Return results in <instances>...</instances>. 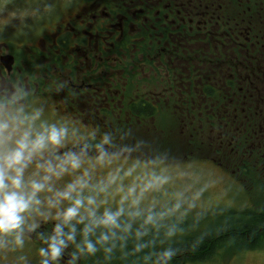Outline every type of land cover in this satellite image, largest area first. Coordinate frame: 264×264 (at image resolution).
I'll return each instance as SVG.
<instances>
[{"label": "flooded vegetation", "instance_id": "flooded-vegetation-1", "mask_svg": "<svg viewBox=\"0 0 264 264\" xmlns=\"http://www.w3.org/2000/svg\"><path fill=\"white\" fill-rule=\"evenodd\" d=\"M10 116L29 118L24 126L35 131L68 127L65 150L108 131L111 158L200 163L251 191L264 179V0H0V118ZM97 155L90 148L80 170L59 178L87 170L108 180L113 173L91 161ZM47 160L56 162L52 150L37 154L26 179H39ZM170 207L187 216L185 205ZM35 219L37 233H52L51 220ZM40 246L34 234L22 249L2 248L0 264H38ZM249 258L264 264V248L218 260Z\"/></svg>", "mask_w": 264, "mask_h": 264}, {"label": "clouds", "instance_id": "clouds-1", "mask_svg": "<svg viewBox=\"0 0 264 264\" xmlns=\"http://www.w3.org/2000/svg\"><path fill=\"white\" fill-rule=\"evenodd\" d=\"M28 119L15 116L0 118V144L4 145L0 151V249H22L26 239L37 234L41 239V246L37 249L38 264H61L70 244L75 245V250L70 253L71 259L67 264H78L83 257L95 256L101 249L105 253H111L115 247L114 244L108 246L115 235L112 229L119 227L117 221L124 215L125 209L123 206L117 207L115 211L106 208L99 214L96 196L85 194L90 183L87 170L68 182L63 190L56 192L57 200L47 197V210L43 207L45 201L41 198V193L52 191L50 181L53 176L59 178L69 169L74 172L80 170L81 157L87 155L90 148H94L98 153L97 159L103 161L110 155L106 146L112 145L113 134L106 131L94 144L84 143L78 150H65L63 145L69 137L68 127L52 123L42 125L41 130L35 131L32 123L24 126ZM35 119H38V114L31 117L32 121ZM93 140H96L95 136ZM45 150H52L56 162L47 160L40 163L38 166L44 169V174H37L39 179H26V171L35 162L34 158ZM116 179V176H110L108 183H115ZM128 193L134 196L136 188L130 186ZM127 199L128 196L122 197V201ZM133 203L138 201L134 200ZM58 204L61 206L53 213L51 209L57 208ZM176 207L180 208V205L177 204ZM189 207L195 205L190 204ZM37 215L45 222H53L51 234L37 233L41 227V223L35 219ZM86 219H90L91 224H85ZM151 220L152 217L149 216L145 222ZM81 224L84 225L81 230L82 239L77 241L76 226ZM97 228L107 231L101 230L97 236ZM166 235L170 238L175 232L169 231ZM202 239L196 238L191 246L198 247ZM144 247L146 245L137 244L134 252L139 253ZM177 254L178 249L168 246L161 251L149 252L144 260L145 264H173Z\"/></svg>", "mask_w": 264, "mask_h": 264}, {"label": "rangeland", "instance_id": "rangeland-1", "mask_svg": "<svg viewBox=\"0 0 264 264\" xmlns=\"http://www.w3.org/2000/svg\"><path fill=\"white\" fill-rule=\"evenodd\" d=\"M91 161L96 162L95 165L97 167L112 172L117 179L115 183L110 184L108 180L99 179L94 175H90L95 178L89 179V189L86 190L85 194L90 193L96 196L99 211L106 209L108 206H123L128 211L126 214L131 216V218L134 216L133 220L137 222L142 221L147 224L148 222L146 223L145 221H147V214L150 213V215H157L155 219L157 222L166 228H170L172 226L171 221H179L184 214L183 212L179 213L177 210H174L175 208L171 207L167 211V207L171 204L185 205L188 213L184 217V220L189 219V221H192L199 219V216L219 206L243 210L251 201V195L247 193L249 185L243 187L230 176L227 177L219 173L215 168L206 167L200 163L177 164L176 166L164 165L162 163L150 165L149 163L136 159H126L125 157L111 158L110 156L105 157L103 161L99 159H93ZM98 171L97 168V174L99 173ZM81 172L84 171L81 170ZM74 179H76V175L71 177L67 182L57 177L52 179L50 181L52 191L42 193L44 201L47 197L57 200L58 198L55 193L61 191L59 187H64ZM127 179H133L140 183V188L135 187L136 193L134 196L128 193L130 185L127 184ZM150 181H154L159 186H162L163 182L167 183L170 188H160L158 186L155 188V191L148 190L147 187ZM171 189L172 191H170ZM124 196H128V199L122 201V197ZM134 200L138 201V203H133ZM64 203L67 202L65 201ZM190 204H194L195 207L190 208ZM44 205H47V203H44ZM58 206L60 205L58 204ZM57 209L59 207L55 208L53 213ZM137 212H141L139 214L141 218L135 217ZM123 223L125 222L123 221ZM183 223L186 224V221ZM130 245L132 247L126 252L120 250L116 245L119 257L130 258L136 254L134 248L137 244ZM218 259L220 258L216 257L209 262L188 264H221V261ZM247 260L248 264H252L249 263L250 258ZM255 264L260 263L255 262Z\"/></svg>", "mask_w": 264, "mask_h": 264}, {"label": "trees", "instance_id": "trees-1", "mask_svg": "<svg viewBox=\"0 0 264 264\" xmlns=\"http://www.w3.org/2000/svg\"><path fill=\"white\" fill-rule=\"evenodd\" d=\"M247 193L251 195L250 207H244L243 210L232 207L213 209L199 216V219L192 220L194 222L182 218L179 221L172 220L170 228L157 222L155 220L157 215L150 213L147 216H151L152 220L147 224L133 220L134 216L118 219L119 227L112 229L115 235L108 245H115L113 251L105 253L101 249L95 256L84 257L79 264H145L146 254L161 251L163 247L168 246L178 249L173 264L203 263L216 257L220 258L227 252L239 255L248 249H263L264 179L254 184L252 190ZM139 214H135V217L141 218ZM184 221L186 224L183 223ZM85 224H91L90 219H86ZM82 227L78 228L77 241L82 239ZM101 230L107 231L97 228L95 235L98 236ZM169 231H174L175 235L169 238L166 235ZM137 233L140 235L137 236ZM200 237L203 238L202 242L198 247L193 248L192 243ZM134 243L144 244L146 247L130 258L119 257L117 247L126 252L132 247L130 244Z\"/></svg>", "mask_w": 264, "mask_h": 264}]
</instances>
